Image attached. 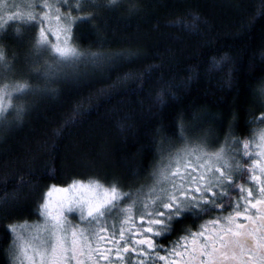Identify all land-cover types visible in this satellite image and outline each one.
Masks as SVG:
<instances>
[{
    "label": "trees",
    "instance_id": "16d2710c",
    "mask_svg": "<svg viewBox=\"0 0 264 264\" xmlns=\"http://www.w3.org/2000/svg\"><path fill=\"white\" fill-rule=\"evenodd\" d=\"M72 15L94 18L73 25L81 58L60 80L42 75L41 62L54 61L36 55L35 23L12 20L0 32L7 62L29 67L34 88L16 100L23 122L8 108L12 123H0V264H10L7 226L40 220L50 186L98 179L126 193L178 145L181 126L226 143L264 124V0H120ZM236 194L217 204L229 209ZM198 221L187 215L172 229Z\"/></svg>",
    "mask_w": 264,
    "mask_h": 264
},
{
    "label": "snow or ice",
    "instance_id": "6c2138e0",
    "mask_svg": "<svg viewBox=\"0 0 264 264\" xmlns=\"http://www.w3.org/2000/svg\"><path fill=\"white\" fill-rule=\"evenodd\" d=\"M69 7H74L77 11L86 7H116L120 0H106V3L98 4L93 0H76L75 4H68V0H61ZM31 9L40 8L43 11H28L24 15H10L7 21L0 18V32L5 30L6 24L12 20H20L29 25L35 23L38 26V33L34 37L33 48L36 55L45 52L52 55L53 63L45 62V78L51 79L56 76L67 62H75L81 58V53L69 42L72 39V27L76 23L91 22L94 18L92 15L73 17L71 14L63 16L66 22L61 25L60 9L49 3V0H38L29 4ZM55 10L57 15L54 17L51 12ZM53 21L57 27H53ZM47 25V27H45ZM19 33V29H17ZM59 33H63L64 39L61 41ZM52 37V39H50ZM53 40L57 42L53 43ZM100 54H93L91 60L97 62L102 60ZM0 64L11 71L12 65L7 62L5 50L0 47ZM11 88V91H9ZM32 89L25 83H16L14 85H4L0 88V94H27ZM260 95L264 96V87L260 88ZM8 108L15 112V121L23 122L24 106L9 104L5 107L0 104V123H12L7 119L5 113ZM182 139L184 136L183 127L180 128ZM260 139L264 141V132L260 133ZM244 155L249 156L248 143H243ZM196 153H199L196 155ZM197 160L204 159L206 166L203 173L199 172V167L193 168L189 161L185 160L183 165L181 160L184 157L193 156ZM166 159V162H165ZM183 168V170H182ZM239 164L230 159L224 148L215 152H209L205 149L203 142L196 144L194 147L186 144L175 154L162 158L161 166L158 172L153 173V184L147 187L145 192L143 187L132 193L122 191L118 182L113 181L105 185L98 179H89L87 182L73 180L68 188L77 189L89 193V195L78 196L53 205L48 199L52 195V190L57 186H50L44 194L43 202L38 205L37 213L41 216L42 222H36L32 225H8L7 231L13 237L12 244L14 247L8 253L10 264H35V257L38 255L40 264H69L76 259L77 255L91 251L93 238L97 244H105L106 247L100 251V257L107 259L105 252L115 251L119 253L120 249L109 248L107 245L115 242V233L109 232V227H117L115 221H110V217L118 215L120 218L119 237L124 241L126 225L134 222L135 212H139V221L149 225H155L159 231H154L153 227H147L144 231L158 237H165L171 234V225L174 222H180L187 215L199 217L214 210H223V205L217 204V199L227 198L228 192L225 189L233 183L232 172L238 169ZM196 172L197 175H192ZM251 180L256 182L258 178L251 176ZM260 199H255L251 189H245L242 185L238 186V191L243 196L244 204L254 210L264 213V181L257 184ZM68 188H60L58 191L66 192ZM255 199V203L253 200ZM129 201L126 205L123 201ZM232 205H230L231 207ZM257 206H260L259 208ZM152 209L151 211H149ZM247 210V209H245ZM77 212L80 221L77 225H72L67 219L65 213ZM158 217L145 221L144 217ZM243 214L236 211L233 216L230 214L224 217L226 223L234 227H227L223 230V235H217L209 238L207 242L201 245L199 255L207 258V264H224L225 261L240 260L241 264H246L241 258L246 254H251L253 264L259 261L264 264V233L257 234V229L251 225L245 228L243 224H235V219L241 218ZM245 220H252L251 216H243ZM219 223V221H215ZM264 227V220L261 221ZM25 227L31 229L27 238L22 235ZM174 230V229H171ZM139 235V233H137ZM201 233H194L193 236H199ZM184 238H182L183 240ZM219 241V247H217ZM142 248L146 247L149 251H137L136 248H129L125 242L123 251L131 253L133 256L149 257V252L155 251L152 239H140L135 241ZM187 247V244H184ZM167 251V249H161ZM239 250V254H237ZM173 254L179 256L173 250ZM117 259L122 257L117 256ZM164 260L165 257H158ZM76 264H80L76 260ZM135 264H143V261L137 260Z\"/></svg>",
    "mask_w": 264,
    "mask_h": 264
},
{
    "label": "rangeland",
    "instance_id": "374dc122",
    "mask_svg": "<svg viewBox=\"0 0 264 264\" xmlns=\"http://www.w3.org/2000/svg\"><path fill=\"white\" fill-rule=\"evenodd\" d=\"M34 2H38V0H0V18H2V20H4L6 18V21L8 19V17L10 15H16V14H20L21 16L26 14L28 11H36V12H41L43 11L42 9H31L29 7V4L34 3ZM76 0H68V4H75ZM94 3H96V0H93ZM50 4L54 5V9L55 7H58L60 9L59 15H61L62 19H61V25H63L64 23H66L63 20V16L66 14H71L73 13V10L75 9L74 7H69L67 6L65 3L61 2V0H49ZM62 4V7H61ZM53 9V11L51 12V15L54 17L55 15H57V13L55 12V10ZM71 9V10H69ZM76 10V9H75ZM80 11H83L80 10ZM72 12V13H71ZM74 17V16H73ZM5 21V20H4ZM15 26L17 24L18 21H15ZM9 23V22H8ZM13 27V26H12ZM45 27H47V25H45ZM53 27H57V25L55 24V22L53 21ZM18 29V28H17ZM16 29V30H17ZM73 30V27H72ZM72 35V33H71ZM60 36V40L62 41L64 39V35L63 33H59ZM50 39H52V37H50ZM57 42L56 40H53V43ZM70 46L73 47V40L71 39V41L69 42ZM13 50V49H11ZM15 56V55H14ZM45 60L44 62H41L42 66L44 67L45 65ZM25 67H19L18 69H16L14 66H12V70L9 71L7 70L4 65L0 64V82L2 83H7V85L11 86L14 85L16 83H25L27 84L31 89H34L32 87V85L30 84L29 80H30V70L29 67L28 69H25ZM24 70V71H22ZM22 71V72H21ZM64 72L61 70L56 76H54L51 79H55V80H60L64 77ZM25 79V80H24ZM48 79V78H47ZM6 85V84H4ZM4 85H2L0 88H2ZM9 91H11V88H9ZM34 93V91H30L27 94L21 95V94H12L10 97L7 94H0V104H3L5 107H7L9 104L13 105L14 103H17L16 100L19 99V103L23 104L25 103V101H28V98ZM12 96L14 98H12ZM20 105V104H19ZM264 132V124L262 125V128H256L253 132H252V136H250L247 140L245 141H234L233 139H230L226 142V143H220V142H216L214 139H210V134H190V133H184V136L187 138L182 139L179 143H177L178 145H172L169 147V149L163 154L162 158H167L169 155L175 154L178 150L182 149L186 144L191 145V146H195L198 143L203 142V144L205 145V149L209 152H215L220 150L221 148H224L226 151L227 156L230 159L235 160L238 164H239V168L238 169H234L232 172V181L233 183L231 185H229L225 191H227L229 193V191L231 190V188L234 189L235 192H237L236 196L234 197V200L231 202L232 206L229 207V212L226 211L225 209H223V219L224 217L229 216L230 214H232L233 216L235 215L236 211H242L243 209H240L242 206V202L243 201V196L246 195V193L242 194L240 191H238V186L242 185L245 189H251L252 193H253V197L255 199H260L259 196V189L257 187V184L260 181H264V141H262L260 139V133ZM247 142L249 147H248V152L251 153V155L246 156L244 155V147H243V143ZM219 144V145H217ZM199 153H196V155H198ZM187 160L190 162L191 166L193 168H197L199 167V172L203 173L204 171V167L206 166V161L204 159H200L197 160L195 158V155L193 156H188V157H184L181 160V164L183 165L184 161ZM166 162V159H165ZM161 166V159H159V161L156 164V167L154 168L152 174L149 177V180H147L146 182L140 183L137 186H134L133 188H129L126 190V193H134L137 190H140L142 187L144 189V191H147V187L153 184V173L154 172H158L159 168ZM183 170V168H182ZM192 175H197L196 172H193ZM256 176L258 178V180L256 182H253L251 180V176ZM72 183V182H71ZM70 183V184H71ZM66 185V186H57L56 189L52 190V195L50 197H48V199L51 201V203L53 205H57L59 203H66L68 200L70 199H74L78 196H85V195H89V193H85L83 191H77V189H73V188H68V186L70 185ZM53 186V185H52ZM60 188H68V191L66 192H62V191H58L57 189ZM224 198H220L217 199L216 202H218L219 200H222ZM255 199L253 200V203H255ZM129 201L125 200L123 201V204H127ZM241 206V207H240ZM249 206H244V210L243 212H245V209H248ZM152 209H150L149 211H151ZM215 213H218V211H214L213 213V222L214 219L215 221H217L218 219H216L217 217H215ZM65 215L67 216V219L71 222L72 225H77L80 223L79 219H78V213L77 212H71V213H65ZM139 215L140 213L137 211L134 214V222L130 225H126V229H131L130 231L125 232V237H124V241L120 240L119 237V227H120V218L118 215H114L112 217H110V221H115L117 227L115 229L109 227V232L110 233H115V242L112 244L107 245V247L109 248H117L120 249L119 253L115 252V251H110V252H105V256L108 257L107 259L101 258L100 257V251H103L104 248L106 247L105 244H97V242L91 238L88 237V239L92 240V243L90 245L91 247V251H88V260H91L92 257L91 255L94 256V259L96 262L102 263V264H135V262L137 260H141L143 261V264H156L158 263V260L160 257L158 252V245H159V237L158 236H154L151 234H147L145 233V229L147 227H153L154 231H159V229L155 226V225H149L147 223H141L139 221ZM219 215H221L219 213ZM158 217H150L148 215H145L144 219L145 221L149 220V219H157ZM219 221V220H218ZM36 222H42V218H40V220H36L33 222H24L21 223L19 225H32ZM235 224H237V221L235 219ZM234 227V224L230 225L228 223H226V221L224 220L223 222L219 221V223L215 224L213 223L211 226L208 227V235L212 238L215 237L217 235H223V230L227 227ZM31 231L30 228L25 227L22 235H25V237L27 238L28 233ZM137 233H139V235H137ZM140 239H152L154 242V249L155 251L153 252H149V257H141V256H133L130 252L129 253H125L123 251V248L125 247V242L127 243V246H131L132 248H136L137 251H145L148 252L149 250L146 247H141L140 245L136 244V240H140ZM219 242V241H217ZM13 244H11L10 250L12 249ZM175 251V249H174ZM196 251V250H195ZM173 254V253H172ZM237 254H239L237 252ZM83 255L87 256V253L84 252L82 255H77L76 259H75V263L76 260L80 261V264H85V260L83 258ZM125 255V262H121L120 259H117V256L120 257H124ZM127 256V257H126ZM175 260V256L170 257V254L165 256L164 259V263L168 264V262L170 260ZM243 261L246 262V264H253L252 261V257L251 254H246L244 257L241 258ZM194 258H192L191 260L188 261V264H194ZM95 262V264H96ZM35 264H40V260H39V256L37 255L35 257ZM234 264H241L240 260L234 261ZM255 264H259V261H255Z\"/></svg>",
    "mask_w": 264,
    "mask_h": 264
},
{
    "label": "flooded vegetation",
    "instance_id": "af4514ba",
    "mask_svg": "<svg viewBox=\"0 0 264 264\" xmlns=\"http://www.w3.org/2000/svg\"><path fill=\"white\" fill-rule=\"evenodd\" d=\"M223 205V204H222ZM242 206V207H241ZM240 209L244 210V206H247L242 202ZM258 208L260 206H257ZM241 211L243 216H251L252 220H245L243 216L241 218L236 219L237 224H243L245 228H248L250 225L257 229V234L264 233V227H262L261 221L264 220V213L254 210L251 207H249L245 212ZM218 210H216L217 212ZM226 211L229 212L227 209ZM219 213L221 215H219ZM192 218L197 217L194 215H190ZM216 219L223 222V210H219L218 213H215ZM199 219L198 224L196 226L187 225L184 229L178 230L177 228L174 230H171L173 228V225L175 222L171 225V234L166 235L165 237L161 238L159 237V245H158V254L160 257H165L166 255L170 254V257L175 256V260H170L168 264H188V261L194 258V264H207V258L202 257L199 255L201 245L205 244L209 238H211L208 235V227L211 226L213 223L215 224V219L213 222V213L208 212L206 214L200 215L197 217ZM194 233H201L199 236H193ZM182 238H184L182 240ZM184 244H187V247H184ZM217 247H219V242H217ZM129 248H132L129 246ZM161 249H167V251H162ZM175 249L176 253H179V256H176L173 253V250ZM196 250V251H195ZM239 253V250H237ZM87 256L83 255V258L85 260V264H95L94 256L91 255L92 259L88 260V252ZM99 254V253H98ZM127 257V256H126ZM125 255L122 259H120L121 262H125ZM75 259L70 261L69 264H76ZM96 264H102L99 262H96ZM113 264V263H112ZM156 264H165L164 260L159 259L158 263ZM219 264V262H218ZM224 264H234V261H225Z\"/></svg>",
    "mask_w": 264,
    "mask_h": 264
}]
</instances>
